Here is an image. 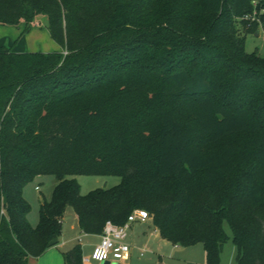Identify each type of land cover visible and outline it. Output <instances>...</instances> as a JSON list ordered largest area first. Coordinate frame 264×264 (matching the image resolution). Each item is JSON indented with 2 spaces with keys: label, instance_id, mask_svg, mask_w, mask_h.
I'll return each instance as SVG.
<instances>
[{
  "label": "trees",
  "instance_id": "1",
  "mask_svg": "<svg viewBox=\"0 0 264 264\" xmlns=\"http://www.w3.org/2000/svg\"><path fill=\"white\" fill-rule=\"evenodd\" d=\"M264 0H0V25L45 16L60 51L0 47V264H27L62 233L101 235L147 213L162 239L219 264H264V57L242 19ZM264 20V16L262 17ZM55 186L28 221L24 188ZM75 176L118 177L82 195ZM83 264L79 244L62 254Z\"/></svg>",
  "mask_w": 264,
  "mask_h": 264
},
{
  "label": "rangeland",
  "instance_id": "2",
  "mask_svg": "<svg viewBox=\"0 0 264 264\" xmlns=\"http://www.w3.org/2000/svg\"><path fill=\"white\" fill-rule=\"evenodd\" d=\"M244 36L246 51L248 53L255 52L261 57H264V40L254 34H246ZM1 46L10 48L14 53H52L60 51L58 43L53 41L49 36L45 16H38L28 30H25V25L23 23H20L17 26L0 25V47ZM74 178L80 186V193L82 195H85L95 189L103 188L105 183H107L106 187H113L120 182L118 177L104 178L75 176ZM55 183L54 177L45 176L44 179H41V181H35L26 186L25 197L31 205L32 211L29 218L32 223H34L38 217V200L49 198L50 190L53 186H55ZM35 186L38 190H35ZM66 212L65 222L62 223V232L64 237L72 238L76 236V233L70 230V225L72 224V214H74V212L70 207L66 209ZM223 229L227 235V239L221 246L219 264H237L236 248L232 242L229 225L225 220L223 221ZM198 246L201 248V245ZM91 264L97 263L91 262Z\"/></svg>",
  "mask_w": 264,
  "mask_h": 264
},
{
  "label": "crops",
  "instance_id": "3",
  "mask_svg": "<svg viewBox=\"0 0 264 264\" xmlns=\"http://www.w3.org/2000/svg\"><path fill=\"white\" fill-rule=\"evenodd\" d=\"M41 179H44V177L37 178L35 181L38 182L41 181ZM53 188L50 190L49 198ZM25 189L26 187L23 190V196L26 199ZM35 190H38L36 186ZM49 198L43 199L48 200ZM43 199L38 200V209ZM31 211L32 210H30L28 214V221L32 226H35L38 223V217L37 220L32 223L29 218ZM66 213L65 210L63 222H65ZM70 230L76 233L75 237L66 238L62 232L56 245L48 248L37 258H29L27 264H64L63 252L70 250L77 244L82 248V259L88 258V254L91 253L93 247L99 243L100 235H86L80 233L75 214H72ZM78 239H80V243H78ZM125 243L128 244L129 251L125 258L119 261L120 264H205V252L201 244L190 247L174 245L162 239L157 229L152 226L149 220L132 223L127 231ZM198 245H201V248ZM83 264H91V262H83Z\"/></svg>",
  "mask_w": 264,
  "mask_h": 264
},
{
  "label": "built area",
  "instance_id": "4",
  "mask_svg": "<svg viewBox=\"0 0 264 264\" xmlns=\"http://www.w3.org/2000/svg\"><path fill=\"white\" fill-rule=\"evenodd\" d=\"M253 11L250 14L242 16V19L249 21L257 26L256 34L264 40V8H257V4L253 3ZM36 189H38L36 187ZM149 219L146 212L135 210L128 217L124 225L116 226L110 222H106L103 233L100 235V241L96 244L89 257L82 259L83 262H95L97 264L103 262H118L123 260L128 254L129 246L125 243L127 231L130 225L135 222H144ZM80 243V239H78ZM110 260V261H109Z\"/></svg>",
  "mask_w": 264,
  "mask_h": 264
},
{
  "label": "water",
  "instance_id": "5",
  "mask_svg": "<svg viewBox=\"0 0 264 264\" xmlns=\"http://www.w3.org/2000/svg\"><path fill=\"white\" fill-rule=\"evenodd\" d=\"M255 36L258 37V34H255ZM106 185H107V183L104 184L103 189L106 188ZM57 241H58V240H52V241H50V242H49V246L51 247V246L56 245V244H57ZM102 264H120V263H118V262H103Z\"/></svg>",
  "mask_w": 264,
  "mask_h": 264
}]
</instances>
